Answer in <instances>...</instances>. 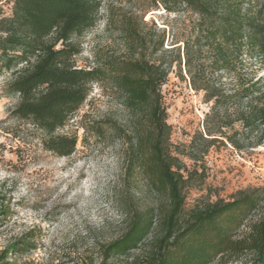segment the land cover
Returning a JSON list of instances; mask_svg holds the SVG:
<instances>
[{"label": "trees", "instance_id": "16d2710c", "mask_svg": "<svg viewBox=\"0 0 264 264\" xmlns=\"http://www.w3.org/2000/svg\"><path fill=\"white\" fill-rule=\"evenodd\" d=\"M148 2L171 14L176 27L159 28L156 40L142 35L137 23L147 24L145 5L132 0L131 11L119 19L128 57L82 68L75 65L81 50L76 38L95 26L102 7L107 25L113 24V0H10L11 12H0V63L12 76L6 94L17 96L11 115L42 132L44 149L69 156L78 138L56 132L87 99L91 84L109 76L136 121L132 134L113 125L124 146L122 181L140 176L156 203L125 214L121 236L103 248L105 259L144 245L147 251L128 264H209L224 258L264 264V185L187 209L190 172L171 149L160 94L174 62L178 75L183 78V69L190 87L203 92L211 115L227 118L228 144L234 150L263 145L264 0ZM167 41L171 47L164 48ZM157 52L173 59L157 62ZM223 123L214 132L206 126L205 135L213 138H200L208 145L217 140ZM91 130L98 135L102 129ZM13 203L12 196L0 192V228L8 223ZM40 234L32 227L6 239L0 264H33L16 257L34 249Z\"/></svg>", "mask_w": 264, "mask_h": 264}, {"label": "rangeland", "instance_id": "374dc122", "mask_svg": "<svg viewBox=\"0 0 264 264\" xmlns=\"http://www.w3.org/2000/svg\"><path fill=\"white\" fill-rule=\"evenodd\" d=\"M144 20L137 23L142 35L156 40L158 29L175 28L171 14L164 13L141 0ZM132 0H113V24L106 23V9L94 27L77 37L80 53L75 65L87 68L112 58L128 57L120 32L121 15L131 11ZM10 0L0 1V12L9 14ZM134 11V10H132ZM139 13V12H138ZM167 41L164 48L171 47ZM157 62L168 61L160 52ZM180 77L175 63L169 68L160 94L170 127L171 149L181 160L189 178L185 206L229 200L237 190L264 185V144L244 151L228 144L227 118L212 116L210 103L203 101V92L193 90L185 71ZM12 78L0 63V192L12 196L14 203L8 223L0 228V246L12 235L27 228H40L36 247L18 261L30 259L33 264H99L106 260L103 248L121 236L125 214L134 208L156 203L155 196L141 177L122 181V150L119 133L113 125L132 134L136 121L121 103V94L112 88L106 76L91 84L87 99L73 114L67 125L56 133L78 138L69 156L56 155L43 148L42 132L25 120L11 115L17 96L6 94ZM223 121L222 135L209 145L200 138L206 126L216 131ZM92 126L101 127L95 134ZM194 140L192 141V139ZM207 145V146H206ZM187 177L186 172H183ZM147 251L141 245L125 256H111L106 263L128 264ZM209 264H244L240 259H214Z\"/></svg>", "mask_w": 264, "mask_h": 264}]
</instances>
